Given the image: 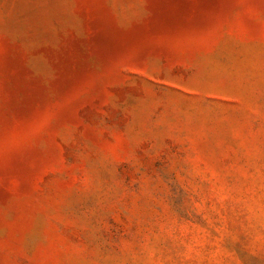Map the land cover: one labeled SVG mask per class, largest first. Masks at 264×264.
<instances>
[{
  "label": "rangeland",
  "instance_id": "rangeland-1",
  "mask_svg": "<svg viewBox=\"0 0 264 264\" xmlns=\"http://www.w3.org/2000/svg\"><path fill=\"white\" fill-rule=\"evenodd\" d=\"M0 264H264V0H0Z\"/></svg>",
  "mask_w": 264,
  "mask_h": 264
}]
</instances>
